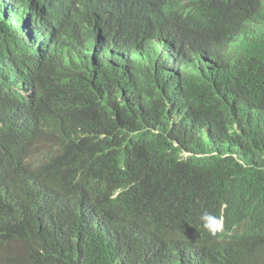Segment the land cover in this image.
<instances>
[{
	"label": "trees",
	"instance_id": "obj_1",
	"mask_svg": "<svg viewBox=\"0 0 264 264\" xmlns=\"http://www.w3.org/2000/svg\"><path fill=\"white\" fill-rule=\"evenodd\" d=\"M155 1L0 0V264H264V0L227 52Z\"/></svg>",
	"mask_w": 264,
	"mask_h": 264
},
{
	"label": "clouds",
	"instance_id": "obj_2",
	"mask_svg": "<svg viewBox=\"0 0 264 264\" xmlns=\"http://www.w3.org/2000/svg\"><path fill=\"white\" fill-rule=\"evenodd\" d=\"M157 15L152 19L144 17V23L157 26L159 34L174 43L183 44L189 38H201L214 42L222 52L234 51V45L242 39V34L233 38L222 35L220 30V13L215 0H156L151 8ZM219 16V17H218ZM219 26V28H218ZM222 36V37H221ZM39 147L31 155L35 159ZM202 227L214 241L222 232L223 217L205 211L199 217ZM213 235V236H212ZM256 244L264 263V238L257 235Z\"/></svg>",
	"mask_w": 264,
	"mask_h": 264
},
{
	"label": "bare ground",
	"instance_id": "obj_3",
	"mask_svg": "<svg viewBox=\"0 0 264 264\" xmlns=\"http://www.w3.org/2000/svg\"><path fill=\"white\" fill-rule=\"evenodd\" d=\"M2 2V1H1ZM8 5V4H7ZM18 5V4H17ZM13 6V5H12ZM4 7V6H3ZM14 8H15V6H14ZM6 9V8H5ZM11 9V8H10ZM12 10V9H11ZM13 11V10H12ZM102 11V10H101ZM100 11V12H101ZM100 12H99V14H100ZM11 15H13V14H11ZM257 17V16H256ZM260 21V20H259ZM257 23V22H256ZM259 23V22H258ZM18 33V32H17ZM6 38V37H5ZM10 39V38H9ZM12 42V41H11ZM10 42V43H11ZM172 42V41H171ZM174 45V44H173ZM36 46V45H35ZM182 46V45H181ZM6 47H7V45H6ZM39 47V46H38ZM212 55V54H211ZM216 55V54H215ZM218 56V55H217ZM220 56V55H219ZM218 56V57H219ZM11 59V58H10ZM217 60V59H216ZM220 60H222L221 58H220ZM224 61V60H223ZM220 63H222V61L220 62ZM231 69V68H230ZM244 70V69H243ZM231 71V70H230ZM224 73V72H223ZM236 74V73H235ZM5 82V81H4ZM4 85V84H3ZM174 89V88H173ZM181 93V92H180ZM146 97V96H145ZM180 98V97H179ZM6 101V100H5ZM234 105V104H233ZM148 112V111H147ZM144 114V113H143ZM87 115V114H86ZM69 126V125H68ZM8 127V126H7ZM19 127V126H18ZM8 130V129H7ZM172 132V131H171ZM172 134V133H171ZM160 136V135H159ZM59 161V160H58ZM249 165V164H248ZM255 182V181H254ZM247 189V188H246ZM188 211V210H187ZM235 211V210H234ZM188 213V212H187ZM225 219V218H224ZM228 220V219H227ZM245 220V219H244ZM128 221V220H127ZM250 222V221H249ZM96 225V224H95ZM113 225V224H112ZM245 225H248L247 223L245 224ZM98 226V225H97ZM96 226V227H97ZM231 228V227H230ZM248 228V227H247ZM98 229V228H97ZM100 230V229H99ZM229 230V229H228ZM238 230V229H237ZM250 230V229H249ZM235 231V230H234ZM248 231V230H247ZM231 232V231H230ZM241 232V231H240ZM240 232H239V234H240ZM243 233V232H242ZM230 235H231V233H229ZM233 234V233H232ZM235 234V233H234ZM236 234H237V232H236ZM229 235V236H230ZM245 235H246V233H245ZM248 235V234H247ZM233 236V235H232ZM235 236V235H234ZM233 236V237H234ZM241 236H242V234H241ZM237 238V237H236ZM249 238V237H248ZM220 247V246H219ZM224 247V246H223ZM257 257V256H256ZM217 264V263H216ZM222 264V263H221Z\"/></svg>",
	"mask_w": 264,
	"mask_h": 264
}]
</instances>
